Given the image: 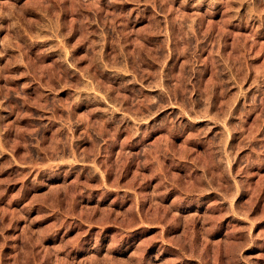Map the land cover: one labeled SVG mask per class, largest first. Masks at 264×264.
Listing matches in <instances>:
<instances>
[{
  "label": "rangeland",
  "instance_id": "obj_1",
  "mask_svg": "<svg viewBox=\"0 0 264 264\" xmlns=\"http://www.w3.org/2000/svg\"><path fill=\"white\" fill-rule=\"evenodd\" d=\"M0 264H264V0H0Z\"/></svg>",
  "mask_w": 264,
  "mask_h": 264
}]
</instances>
